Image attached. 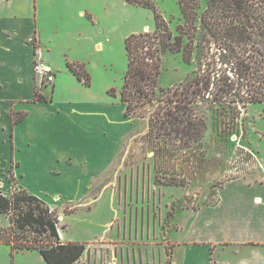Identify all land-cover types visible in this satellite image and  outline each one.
I'll list each match as a JSON object with an SVG mask.
<instances>
[{
	"label": "rangeland",
	"instance_id": "obj_1",
	"mask_svg": "<svg viewBox=\"0 0 264 264\" xmlns=\"http://www.w3.org/2000/svg\"><path fill=\"white\" fill-rule=\"evenodd\" d=\"M140 1L150 6L134 0H0V14L29 21V28L34 16H39L38 28L43 34L53 30L65 33L67 25L62 23L66 16H84V26L76 19L72 25L97 34L102 44L101 48H91L87 53L88 86L77 81L65 60L63 64L59 61L53 66L57 71L51 68L57 80L55 89L46 80L41 86L34 83L33 89L34 98L41 100L45 96L40 88L45 86L43 93L47 97L52 95L53 101L31 109L28 119L16 126L22 147L19 152L32 170L23 176L29 191L72 188L73 193L78 186L86 190L95 188L93 194L73 199L62 193L39 192L58 213L61 239L85 245L73 264H173V258L182 264V249H174V241L206 232L203 226L192 227L189 220L195 210L215 203L218 195L220 202L201 212L215 219L209 227L215 237L226 233L230 237L264 238V102L241 101L244 87L238 83L228 60L232 53L229 41L223 31H217L220 28H205L200 22L207 0H197L190 60L185 61L180 51L167 49L161 57L155 97L137 105L131 114L138 118L137 124L123 118L119 90L127 64L125 36L138 32L144 24L154 28L152 7L165 19L173 35L184 21L179 0ZM63 65L74 75L66 69L59 72ZM198 72L210 80L208 93L192 105L196 116L205 124L201 136L185 144L173 135L161 134L168 128L156 127L158 122L154 121L149 128L153 111L161 106L173 109L174 103L168 98L175 97ZM2 87L0 81V91ZM84 96H93L97 102L109 101L105 107L109 118L118 117L109 126L121 127L120 132L131 128L121 139L120 149L113 144V135L106 126L102 136L89 133L103 146H86L88 140L79 131L76 115L72 117L75 128L71 133L62 119L53 117L59 101L67 103L71 97ZM13 104L14 101L0 97V118L6 113L13 119L24 117L26 112L14 109ZM60 114L72 115L63 108ZM101 121L90 118L91 125L98 127L102 126ZM26 128L35 132L32 141L25 134ZM33 153L40 158L47 153L49 159L38 164ZM4 154L0 148V190L10 195L24 186L23 174L19 160L13 156L6 158ZM70 155L73 162L65 164ZM100 166L105 171L96 178L92 169ZM49 169L63 172L54 175ZM8 226L7 215L0 214V227L8 231ZM237 248L214 246L211 258L214 262L223 259L230 264L240 255L248 256V247L238 248L240 251ZM253 253L255 257H264V244ZM0 264L46 262L36 249L13 248L0 241Z\"/></svg>",
	"mask_w": 264,
	"mask_h": 264
},
{
	"label": "trees",
	"instance_id": "obj_2",
	"mask_svg": "<svg viewBox=\"0 0 264 264\" xmlns=\"http://www.w3.org/2000/svg\"><path fill=\"white\" fill-rule=\"evenodd\" d=\"M134 1L150 6L148 2ZM179 6L184 21L178 25L176 35L152 7L154 28L131 32L124 38L127 64L119 96L126 115L155 97L161 57L167 49L180 51L185 61L191 58L190 43L195 34L192 19L198 1L179 0ZM200 22L205 28H220L217 31H223L229 41L232 53L228 60L238 83L244 87L241 101L264 102V0H207ZM66 64L77 79L90 84L89 73L82 63L67 60ZM209 87V77L203 72L196 73L175 97L168 98L174 103L173 109L161 106L153 111L149 128L155 121L156 127L168 128L161 134L173 135L185 144L196 141L205 124L196 116L192 105L208 93ZM0 214L7 215L9 222L8 231L0 227V241L13 248L36 249L46 264H73L84 251L83 243L60 238L57 211L25 188L20 187L10 195L0 190Z\"/></svg>",
	"mask_w": 264,
	"mask_h": 264
},
{
	"label": "crops",
	"instance_id": "obj_3",
	"mask_svg": "<svg viewBox=\"0 0 264 264\" xmlns=\"http://www.w3.org/2000/svg\"><path fill=\"white\" fill-rule=\"evenodd\" d=\"M91 17L94 19V16ZM38 18L39 16H34V18L32 19L33 23L31 22V27L29 28V21L26 22L20 20V18H17L16 16L15 18H12V16L6 14H0V81H2L3 84V87L0 91V97L4 100L14 101V109L24 110L26 112L24 117H21L19 119H13L12 116L8 113H6L4 117L0 118V148L3 149L6 158L11 159V157L13 156L15 159L19 160V168L21 173L23 174L22 180L24 186L22 188H25L27 190L29 188L27 186L26 179L23 176L32 173V170L28 165L29 161L23 159L22 154L19 152L22 147L19 146L21 144L18 141L16 126L17 123L25 122L28 119L29 114L31 113V109L35 107L39 108L40 106H47L53 101L52 95L47 97L43 93L45 86H42L40 88V93L45 96V98L39 100L35 99L33 96L34 83L38 85V82L34 78L32 71L34 48L41 49L43 58L45 60L44 62L47 65L51 66V68L53 69V66L56 65V63L62 61L63 64L64 60L82 63L86 68V64L89 63V58L87 57V53L89 52V50L91 48L99 49L102 46L101 41L97 39V34L89 30H80L76 26L72 25L71 22L76 19L81 25L84 26L86 24L84 22V16H66L65 22H63L62 24L67 25V32L64 33L58 30H53L52 32H48L45 34L41 33L38 28ZM93 21L94 20H92L91 22ZM150 29L152 28L149 24H144L141 26V29L139 31ZM57 57H59L58 60ZM66 68L67 67H64L63 65V68L59 70V72H64V69ZM53 70L57 71L56 68H54ZM68 72L72 73L71 71ZM72 75L74 74L72 73ZM77 81L84 84L79 79H77ZM51 83L53 86L52 90H54L57 86L55 75ZM59 102L60 106L57 107L55 115L52 114L53 117L62 119L64 126L67 127V131L71 133L73 131V128H75L74 119L72 117L76 115L78 118L76 120H78L79 131L81 132V134L85 133V138L88 140L86 146L91 144L93 146L102 147L103 143L94 141V138L92 136H89V133L96 134L97 136H102L105 132L103 131V129L106 126L109 129L108 131H110L113 135V144L120 149L121 139H123L127 135V132L131 130V128H127L124 131L120 132L119 130H121V127L115 129L109 126V124H111L112 121H116L115 119H118V117H116L114 120H112V118H109V113H107V111L105 110V107L109 102L108 100L97 102V100L93 96H84L76 98L71 97V99L67 100V103L61 101ZM120 102L123 107L121 113L123 118L125 120H133L137 124L138 118L136 116L126 115L124 113L125 104L121 100ZM62 108L64 110L69 109L72 115H58L61 112ZM90 118H98L99 120L102 119V126L99 125L98 127V125H91ZM136 124L134 127H132L133 130L136 128ZM113 130H116V132ZM25 134L29 137V140L32 141L35 132L32 128H26ZM118 153L119 152H117V155ZM34 156L37 158L38 164H41L42 162H45L46 159H49L47 153L41 156V158L39 154H34ZM50 159H53L54 161V156H51ZM73 160V156L70 155L65 159L64 163L68 164L73 162ZM26 164L28 165V167H24L22 169L21 166ZM92 170L96 172V178H98V175H103L105 171L104 166H100L97 169L93 168ZM48 171L49 173H52L54 175H61L63 172L61 170L51 169H49ZM102 179L103 178H101L100 181ZM71 187H74V185H71ZM87 187H91L90 183L87 184ZM71 189L72 188H69V190L67 191L60 189H48L45 192L43 190L39 192H43L42 194H46L47 192L59 194L62 193L64 196L71 197L73 199L86 196L87 194H93L95 188L86 190L85 188H82V186H78L77 188H74L73 193L71 192ZM29 192L42 198V194H40L39 192H35L34 190H30ZM255 199L259 200V197ZM220 200V196L218 195V200L215 203L202 206L191 214L189 223L192 225V227L203 226L206 232L200 233L197 236H187L182 240L174 241L176 242L174 249L175 247H180L182 249V264H214L215 262L216 264H229L226 263L223 259H216V261L214 262L211 258V250L214 248V246H219L220 244H224L226 247L228 246L233 250L237 247L241 249L248 247L249 251L247 252V257L245 256V254H243L244 256L240 255L235 263L234 261H232L230 264H264V257H255L257 255L253 253V250H255V248H257L259 245L264 244L263 236L246 237L233 235L232 237H230L226 236V233H220V237H215V232L209 229L211 223H214L215 219H211L207 215H202L201 212L204 210V208L215 206L220 202ZM62 237L63 235L60 236V238ZM238 248L237 250L240 251L241 249ZM173 264H177L174 258Z\"/></svg>",
	"mask_w": 264,
	"mask_h": 264
},
{
	"label": "built area",
	"instance_id": "obj_4",
	"mask_svg": "<svg viewBox=\"0 0 264 264\" xmlns=\"http://www.w3.org/2000/svg\"><path fill=\"white\" fill-rule=\"evenodd\" d=\"M32 71L34 78L40 86L44 83V80L51 82L54 78V73L52 72L51 67L42 59L40 48H34L33 50Z\"/></svg>",
	"mask_w": 264,
	"mask_h": 264
}]
</instances>
